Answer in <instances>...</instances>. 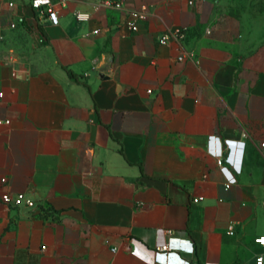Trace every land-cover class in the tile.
Returning <instances> with one entry per match:
<instances>
[{
  "label": "crops",
  "instance_id": "crops-1",
  "mask_svg": "<svg viewBox=\"0 0 264 264\" xmlns=\"http://www.w3.org/2000/svg\"><path fill=\"white\" fill-rule=\"evenodd\" d=\"M105 1L0 0V264H256L264 0Z\"/></svg>",
  "mask_w": 264,
  "mask_h": 264
},
{
  "label": "built area",
  "instance_id": "built-area-1",
  "mask_svg": "<svg viewBox=\"0 0 264 264\" xmlns=\"http://www.w3.org/2000/svg\"><path fill=\"white\" fill-rule=\"evenodd\" d=\"M63 1L65 2V0ZM195 1L196 0H188L190 4H193ZM105 4L108 6L113 5V3L109 0H106ZM31 5L33 6V8L37 10H44L45 8H47L49 17L51 18L52 22L54 24L58 23V14L53 9V0H31ZM114 5L120 6L119 3H115ZM132 16L133 18L128 20L127 24L132 30H138V22L141 20H145L147 15L144 11H138V12H134ZM76 17L78 20H88L90 18V14L87 12L79 11V12H76ZM185 30H186L185 27L176 28L170 33L162 36V38L160 39V42L164 44V43H167L170 39L180 40L181 38H183L185 34ZM180 59H183V57L181 56ZM2 97H3V92L2 90H0V99ZM218 163L222 165V160H219ZM0 201L4 203L5 205L12 206V207L26 206L28 208H40L41 210H46L49 208V205L44 206L41 204H37L35 200L27 196L24 192H19V193L4 192L0 196ZM255 241L264 247V236H260L256 238ZM181 251L193 253L195 251V247L194 245L190 244L182 248L176 245L174 242H169V243H166L160 246L158 250H156L155 255H156L157 261H162L165 264H172L168 262L169 256L171 255L180 256ZM185 264H190V263L186 262ZM256 264H264V254L257 256Z\"/></svg>",
  "mask_w": 264,
  "mask_h": 264
},
{
  "label": "trees",
  "instance_id": "trees-1",
  "mask_svg": "<svg viewBox=\"0 0 264 264\" xmlns=\"http://www.w3.org/2000/svg\"><path fill=\"white\" fill-rule=\"evenodd\" d=\"M69 73H70L71 76L77 77V75L74 72H72L71 70H69Z\"/></svg>",
  "mask_w": 264,
  "mask_h": 264
}]
</instances>
